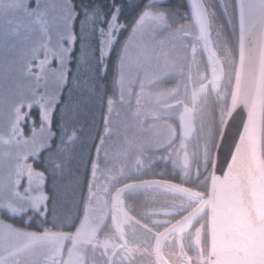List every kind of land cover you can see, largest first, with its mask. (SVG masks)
<instances>
[{
  "label": "snow or ice",
  "instance_id": "1",
  "mask_svg": "<svg viewBox=\"0 0 264 264\" xmlns=\"http://www.w3.org/2000/svg\"><path fill=\"white\" fill-rule=\"evenodd\" d=\"M166 3L140 0L128 17L122 0L80 5L73 0H0V37L31 43L26 61L30 75L32 61L42 51L44 58L35 65L37 86L46 81L43 94L33 92L9 104L8 131L0 133V217H28L26 228L0 219V264H138V259L143 264L144 257H154L148 264H264V0H237L231 13L223 0H189L182 16ZM77 20L78 68L105 75L115 53L113 95L107 99L96 156L88 157L86 190L83 181H76L82 214L78 209L74 217L69 213L57 223L62 199L58 181L67 167L62 157L78 136L75 127L69 134V124L63 123L60 144L55 145L53 112L71 72ZM164 33L169 39L157 42ZM178 37L191 40L178 46ZM198 49L206 58L204 68ZM53 59L56 69L50 67ZM177 77L175 86L164 87ZM117 104L129 106L131 135L128 128L115 126ZM34 105L40 126L32 118V134L24 138L20 125L29 120ZM177 111L175 126L169 121ZM113 136L117 142L110 153L105 145ZM147 151L166 153L159 159L180 167L181 182L161 172L159 178L123 183L108 165L110 158L135 152L136 164L143 167L139 157ZM44 152L49 155L42 160ZM30 158L42 170L28 163ZM46 174L52 180L49 191ZM101 175L106 177L103 183ZM119 176H124L123 166ZM158 193L172 196L163 214L173 219L153 221L163 227L153 231L130 214L133 209L123 197ZM37 218V230H27ZM138 230L147 234L143 247L129 238ZM165 243L174 249L168 259Z\"/></svg>",
  "mask_w": 264,
  "mask_h": 264
},
{
  "label": "trees",
  "instance_id": "2",
  "mask_svg": "<svg viewBox=\"0 0 264 264\" xmlns=\"http://www.w3.org/2000/svg\"><path fill=\"white\" fill-rule=\"evenodd\" d=\"M73 2L80 5L88 3V0H73ZM103 2L104 0H100V3ZM122 2L126 5L125 14L131 17L134 14H130L127 11H135V6L140 0H122ZM132 2H135V5ZM168 3L169 7L172 8L173 2L169 1ZM181 8L183 9V14L189 10L187 0H181ZM74 31L78 39L74 46L72 62L68 65L71 72L68 75V82L60 90L58 98L59 107H56L53 112L52 131L56 133L55 145L60 144L61 125L63 123L69 124V134H71L72 128L75 127L78 136L74 144L68 143L66 145L67 151L62 157L67 163V167L65 168L63 177L58 181L61 186L62 199L56 212L58 217L57 223L64 221L69 213L74 217L78 209L81 210L82 214L83 205L79 202L80 189L76 181H83L86 190L84 177L86 174L90 176L91 173V161L88 157L89 155L93 158L96 156L95 145L99 143V134L104 128L103 117L108 112L107 99L113 95L111 64L115 60V53H113L112 60L109 62L110 69L108 73L104 77L101 75L93 78L92 72L86 71L83 67L78 68L76 62V57L80 55L79 20L74 23ZM125 34L127 35V33ZM31 47L30 42H24L16 38L4 39L0 37V133L8 131L6 121L9 104L18 101L21 97L27 99L33 92L36 93L37 97L45 92L46 81L44 79H41L39 86H37L36 73L39 72V69L35 67L39 63V60L44 58L42 51L39 54V59L32 61V74L30 75L27 70L26 61L31 56ZM94 47H96L95 44ZM93 66L95 67L94 64ZM50 67L56 69L59 67V64L53 59ZM24 111H29L27 106H25ZM32 118L36 119V127L39 128L38 106H33L29 120L20 125L24 138H28L32 134ZM65 140H67V136H65ZM48 155V152H44L41 159H45ZM27 162L32 163L37 170H42L41 165L34 163L31 158ZM100 164L105 166V161L101 160ZM103 170L104 168H101V171ZM24 183L26 184V180ZM46 185L45 190L49 191L52 187L50 175H48ZM52 207V204L49 203L48 216L50 221L52 220ZM0 219H5L7 223H12L15 227L19 228H26V222L28 221L27 216L23 220L19 217L14 220L5 217H0ZM37 222L38 218L33 222V227L27 230H37Z\"/></svg>",
  "mask_w": 264,
  "mask_h": 264
},
{
  "label": "flooded vegetation",
  "instance_id": "3",
  "mask_svg": "<svg viewBox=\"0 0 264 264\" xmlns=\"http://www.w3.org/2000/svg\"><path fill=\"white\" fill-rule=\"evenodd\" d=\"M169 1L173 2L172 5V9L175 10L174 6L175 4H180L181 7V0H167L166 6L169 7ZM177 1V2H175ZM220 0H217V3H219ZM223 2L227 5H229V11L231 13L232 11V7L233 5L236 4L235 0H223ZM135 5V2H132ZM176 12H180L181 9H176ZM222 13V9L219 10ZM126 12V10H125ZM127 12H130V14H134V10H128ZM182 14V13H181ZM183 15V14H182ZM181 15V16H182ZM183 22V21H181ZM238 25V22H237ZM127 35L124 34V37H126ZM123 37V38H124ZM163 38L168 37V33H164ZM121 37V39H123ZM158 38H161V36H159ZM176 40H178L177 42L175 41V43L179 46L181 43V40H185L186 38L183 37H178ZM183 49H180V51H182ZM188 50L190 51V56L188 57L189 60L191 59V48L189 47ZM199 56L197 57V59L201 62L200 66L201 68L206 67V58L203 57L201 50L199 49ZM197 52V53H198ZM186 65H185V69H186ZM193 74L195 75V69L193 70ZM102 77H104V75H102ZM108 77H110V75H108ZM177 79H179V77H177L176 79H172L170 81H168V83L166 85H164V87H173L176 85L177 83ZM134 100V97H133ZM120 105V104H119ZM129 109V106H127ZM132 107V105H131ZM182 110V109H180ZM179 111L176 112L175 117L170 120L169 122L172 123L175 126H178L179 124ZM197 127H199V120H197ZM195 141H192V145H194ZM193 146L189 147V152L191 153L193 151ZM166 153H162V152H157V151H147L145 152L142 156H140L139 158L141 159L142 163H143V167H140L139 165H137L136 163L134 164V167H130V168H123L124 169V176L120 177L119 176V170H115V174L118 176V178L120 180H122L123 183H131L134 182L138 179H152V178H159V174L161 172L164 173L165 177L167 178H171L174 182L176 183H180V173H181V169L180 167H173V163L172 160H168L167 162L162 161L159 159L160 155H163ZM130 158H132V155L129 154ZM134 158H137V154H134ZM133 159V158H132ZM173 159H175V157H173ZM196 170V163L193 160L192 161V171L193 173ZM103 172V171H102ZM101 179V183L106 181V177H104L103 175L100 177ZM111 183H115V182H111ZM122 184L121 183H116V187H121ZM115 189L113 188L112 191H114ZM124 200H125V204L129 205L132 207L133 211L130 213L131 215L135 216L137 219L141 220V223H146L148 224L149 227L153 228V231H162L163 227L162 226H157L154 225L152 222L153 221H162V220H167V219H173V217L170 216H165L163 214L164 209L168 208L170 206V203L172 201V196L170 194L165 195L163 193H158V194H141L139 196H129L127 194L124 195ZM159 213V214H156ZM177 219L179 217H176ZM78 223V221H77ZM147 234L143 232V230H138L136 237H132L131 235L129 236L130 239H132L134 244H139L141 247H143V241L146 239ZM154 240H152V243L154 244ZM189 242L188 238L185 239L184 243L185 245H187ZM174 249L169 248L167 246V243H165V247H164V254H165V259H168V254L170 252H172ZM186 250L188 251V255H192L194 256L195 253L192 252L191 250H188L186 248ZM150 259H154L153 258H149V257H144L143 258V264H148ZM138 264H140V261L138 259Z\"/></svg>",
  "mask_w": 264,
  "mask_h": 264
},
{
  "label": "rangeland",
  "instance_id": "4",
  "mask_svg": "<svg viewBox=\"0 0 264 264\" xmlns=\"http://www.w3.org/2000/svg\"><path fill=\"white\" fill-rule=\"evenodd\" d=\"M177 2V1H175ZM175 10L176 9H181V11L179 12L180 15L183 14V9L180 7V4H175L174 6ZM182 13V14H181ZM123 38V37H122ZM149 37H146V39H148ZM160 39H169V37H165L163 38L161 36V38H157V42ZM191 38H186V42H190ZM176 42L178 40H175ZM199 51V49H198ZM184 50L181 51V54L183 55ZM187 54L188 57L190 56V51L187 49ZM199 56V52L197 53V57ZM94 67V66H93ZM92 72V71H90ZM92 77L94 78L96 75L94 72H92ZM135 106V98L133 100V104H132V108H134ZM119 112V116L117 117L116 112ZM112 119L115 123V126L121 128V130H123L124 128H128L129 130V135L132 134V126H133V121H132V117H131V113H130V109H128V107L126 105H119L117 104L116 109L113 111L112 113ZM145 135H147L145 133ZM123 138L120 137V140H122ZM115 142H117V137L113 136L111 139H109L105 145V147L110 151V153H114L115 152ZM132 155V158H130V156H120L119 158H110L108 161L109 166L113 167L116 170L121 169V166H123V168H130V167H134V164L136 163V159L134 158V154H136L135 152H131L130 153ZM105 161L104 159V153L101 152L100 155V161ZM101 168H105V166H102L100 164ZM35 194V193H34Z\"/></svg>",
  "mask_w": 264,
  "mask_h": 264
},
{
  "label": "water",
  "instance_id": "5",
  "mask_svg": "<svg viewBox=\"0 0 264 264\" xmlns=\"http://www.w3.org/2000/svg\"><path fill=\"white\" fill-rule=\"evenodd\" d=\"M236 2H237V0H235ZM187 3H188V5H189V0H187ZM237 22H238V12H237ZM239 118L237 117V120H238ZM235 126H236V124L234 123L233 124V129L235 128ZM218 174H220V175H222V172H219ZM132 183V182H131Z\"/></svg>",
  "mask_w": 264,
  "mask_h": 264
}]
</instances>
